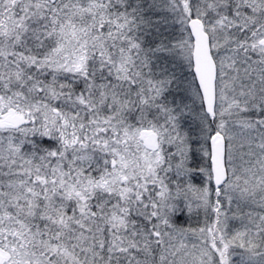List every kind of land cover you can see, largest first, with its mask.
Wrapping results in <instances>:
<instances>
[{"label": "snow or ice", "instance_id": "obj_1", "mask_svg": "<svg viewBox=\"0 0 264 264\" xmlns=\"http://www.w3.org/2000/svg\"><path fill=\"white\" fill-rule=\"evenodd\" d=\"M0 264H264V0H0Z\"/></svg>", "mask_w": 264, "mask_h": 264}]
</instances>
